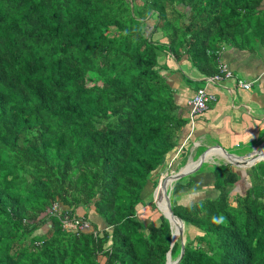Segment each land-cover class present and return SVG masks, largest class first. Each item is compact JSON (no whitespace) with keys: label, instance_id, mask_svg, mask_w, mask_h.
Listing matches in <instances>:
<instances>
[{"label":"trees","instance_id":"trees-1","mask_svg":"<svg viewBox=\"0 0 264 264\" xmlns=\"http://www.w3.org/2000/svg\"><path fill=\"white\" fill-rule=\"evenodd\" d=\"M260 2L0 0V264L177 259L179 238L170 246L144 198L189 145L172 84L191 86L183 62L215 74ZM211 175L212 193L189 204L173 197L191 176L172 186L186 230L176 264H264V160Z\"/></svg>","mask_w":264,"mask_h":264},{"label":"crops","instance_id":"crops-1","mask_svg":"<svg viewBox=\"0 0 264 264\" xmlns=\"http://www.w3.org/2000/svg\"><path fill=\"white\" fill-rule=\"evenodd\" d=\"M256 18L235 43L222 45L217 54V60L230 71L229 78L212 81L211 76L201 75L186 62L179 66L180 72L191 81V86L180 82L172 84V87L187 107L197 88L204 89L214 98L191 126L187 122L189 128L180 144L181 148L189 142L186 154L182 160L181 153H175L176 159L171 164L176 169L183 163L185 167L190 163V169L197 168L198 157L206 152L203 163L194 172L190 187L177 195L181 205L194 202L181 203L183 197L197 191L203 193L208 190L212 193V168L227 161L221 151L211 149L213 146H220L236 156L247 157L264 142V0L256 8ZM239 82L248 84L249 88L244 90L238 87ZM178 160H181V164ZM167 165H170V161Z\"/></svg>","mask_w":264,"mask_h":264},{"label":"water","instance_id":"water-1","mask_svg":"<svg viewBox=\"0 0 264 264\" xmlns=\"http://www.w3.org/2000/svg\"><path fill=\"white\" fill-rule=\"evenodd\" d=\"M213 148L221 151L223 153V155L227 158V161L224 163V165H229V166H232V167L238 168V169L249 168L252 165L264 160V142L260 145V147L255 152H253L250 156H247V157H241V156H236V155L230 154V153L226 152L220 146H213L211 149H213ZM205 153L206 152H203L198 157L197 166H196L197 168L203 163ZM184 168H185V166H184ZM197 168L187 169L184 171H183V169H180L175 174L168 175L164 179H170L171 183L176 182L179 179H181V178H183L189 174L194 173L197 170ZM159 182H161V180H159ZM156 187H155V189H156ZM155 189H154V191H155ZM163 197L165 200L164 201V207H165L167 214L162 213V216H163V218L166 219L167 223L169 224L170 231H171V221L176 222L178 225V230H177L175 236H173L172 232H170V246H172V244L176 240V238H179V240H180V251H179L177 259L175 261H171L170 257H169V253H167L166 259H165V264H176L181 259L182 255H183L182 227L180 226V224H182V222L172 214V211L170 208V202H169V193L167 192V189H165L163 191ZM152 202L155 205V207L157 208V205H156L154 199Z\"/></svg>","mask_w":264,"mask_h":264},{"label":"built area","instance_id":"built-area-1","mask_svg":"<svg viewBox=\"0 0 264 264\" xmlns=\"http://www.w3.org/2000/svg\"><path fill=\"white\" fill-rule=\"evenodd\" d=\"M231 76L230 71L227 69V66L220 62L216 61V73L213 74L210 79L212 81H219L221 79H227ZM238 87L247 90L249 88L248 84L238 83ZM214 100L213 96L206 92L202 88H197L193 92L190 100L188 101V115L187 121L189 125L193 123L194 119L204 112L207 107V104ZM86 227V226H85Z\"/></svg>","mask_w":264,"mask_h":264},{"label":"rangeland","instance_id":"rangeland-1","mask_svg":"<svg viewBox=\"0 0 264 264\" xmlns=\"http://www.w3.org/2000/svg\"><path fill=\"white\" fill-rule=\"evenodd\" d=\"M238 153V152H237ZM172 160H174V159H172ZM170 161V165L173 163V161ZM167 165L166 167H163L160 171H159V173L157 174V183H156V185L157 184H159L160 182H159V180H164V178H166V176H168V175H173V174H175L176 172H178L180 169H183L184 168V163H183V165L181 164L179 167H177V169L173 166V165ZM219 165H221V164H219ZM239 170H241V169H239ZM242 170H246V169H242ZM187 176H191V178L193 179L194 178V174L192 173V174H189V175H187ZM187 176H185V178L187 177ZM184 178V177H183ZM182 179V178H181ZM159 182V183H158ZM174 183L175 182H172V183H170L169 184V186H167V192L169 193V202H170V192H171V189H172V186L174 185ZM158 186V185H157ZM237 190L239 191V189H236L233 193H235V192H237ZM203 191V190H202ZM152 192H153V190H152ZM151 192V193H152ZM199 193H201V191H197L196 193H192L191 195H187V196H185V197H183V199H182V201H181V203H183L184 201H190V200H193V201H198V200H201V199H203L204 197H206V196H209L210 195V192L208 191V190H205L203 193H201V194H199ZM145 193H143L142 195H144ZM152 198V194H150L149 193V189H147V192H146V194L144 195V198L145 199H148V198ZM174 198V200L175 201H177V203H180V201L178 200V196H174L173 197ZM184 205V204H183ZM156 208V207H155ZM158 210H159V208H158ZM157 210V208H156V212L157 213H159L160 215H162V213H161V211L159 210L158 211ZM154 213V212H153ZM152 218H153V220H155L156 218H157V214H155L154 213V215L152 216ZM184 231H185V233H186V230H185V227L183 226L182 227V242H183V239H184ZM189 234V233H188Z\"/></svg>","mask_w":264,"mask_h":264},{"label":"bare ground","instance_id":"bare-ground-1","mask_svg":"<svg viewBox=\"0 0 264 264\" xmlns=\"http://www.w3.org/2000/svg\"><path fill=\"white\" fill-rule=\"evenodd\" d=\"M190 168H192V165L189 163V165H187L185 168H183V171L190 169ZM170 183H171L170 179H164L163 181H161L158 184V186L156 187V189L153 193V199L155 200V203L157 205V209L159 208V210L163 214H167L165 207H164V201L165 200L163 197V191L165 189H167V186H169ZM180 226L183 227L182 224H180ZM177 230H178L177 223L174 221H171V231H172L173 236L176 235Z\"/></svg>","mask_w":264,"mask_h":264}]
</instances>
